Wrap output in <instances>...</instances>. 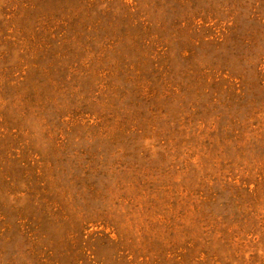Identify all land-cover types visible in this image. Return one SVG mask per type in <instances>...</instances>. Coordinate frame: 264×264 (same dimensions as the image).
<instances>
[{"label": "rangeland", "instance_id": "rangeland-1", "mask_svg": "<svg viewBox=\"0 0 264 264\" xmlns=\"http://www.w3.org/2000/svg\"><path fill=\"white\" fill-rule=\"evenodd\" d=\"M0 264H264V0H0Z\"/></svg>", "mask_w": 264, "mask_h": 264}]
</instances>
